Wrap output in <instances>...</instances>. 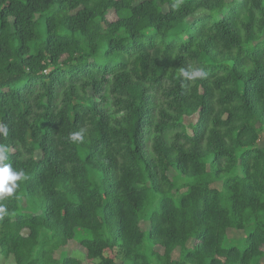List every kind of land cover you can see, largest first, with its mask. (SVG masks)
Segmentation results:
<instances>
[{
	"label": "trees",
	"instance_id": "obj_1",
	"mask_svg": "<svg viewBox=\"0 0 264 264\" xmlns=\"http://www.w3.org/2000/svg\"><path fill=\"white\" fill-rule=\"evenodd\" d=\"M263 130L264 0H0L3 260L259 264Z\"/></svg>",
	"mask_w": 264,
	"mask_h": 264
},
{
	"label": "rangeland",
	"instance_id": "obj_2",
	"mask_svg": "<svg viewBox=\"0 0 264 264\" xmlns=\"http://www.w3.org/2000/svg\"><path fill=\"white\" fill-rule=\"evenodd\" d=\"M108 19H114V13L112 10H110L107 14ZM260 139L258 141L259 145H264V130L262 132H260ZM22 205L24 206V210H30V209H34L36 211H39V206L37 203H33L31 200H24L22 202ZM145 227H147V225H144ZM227 236L235 243H238V245L242 244V239H243V233L239 230H234V229H228L227 230ZM76 240H71V242L69 243V245L63 249V256L67 255V254H72L76 257H78L79 259L82 260V264H88L87 259L84 256V248L82 245L78 244V242H75ZM72 242L75 243V245L73 247H71ZM192 244V240H189L187 243V246H190ZM71 245V246H70ZM159 251H161L160 248H158ZM173 258H176L178 256V249L173 251ZM119 263V261H118ZM0 264H14L13 260L11 257L7 258V259H2L0 256ZM259 264H264V256L260 259Z\"/></svg>",
	"mask_w": 264,
	"mask_h": 264
},
{
	"label": "clouds",
	"instance_id": "obj_3",
	"mask_svg": "<svg viewBox=\"0 0 264 264\" xmlns=\"http://www.w3.org/2000/svg\"><path fill=\"white\" fill-rule=\"evenodd\" d=\"M184 77L195 79L205 75L203 69L185 70L182 72ZM7 160L6 149L0 146V199L11 197L14 190L18 187L17 182L24 177L22 171H15L10 163H5ZM4 211L0 206V212Z\"/></svg>",
	"mask_w": 264,
	"mask_h": 264
}]
</instances>
